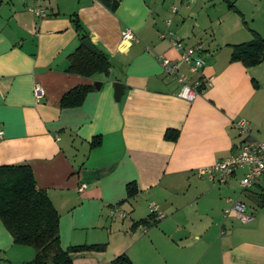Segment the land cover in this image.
Listing matches in <instances>:
<instances>
[{
    "label": "crops",
    "instance_id": "crops-1",
    "mask_svg": "<svg viewBox=\"0 0 264 264\" xmlns=\"http://www.w3.org/2000/svg\"><path fill=\"white\" fill-rule=\"evenodd\" d=\"M38 1L46 17L30 11L36 0L0 1V165H30L60 215L64 249L107 244L102 252L75 253L73 264H111L120 254L133 264H264V175L243 190L244 170L224 183L198 174L241 142L264 139V61H230L233 45L256 34L264 39V0H181L173 7L166 0H109L115 10L100 0ZM75 13L95 47L121 69L92 77L69 70L81 44ZM125 29L137 40L122 42ZM163 31L204 47V66L191 77L207 86L192 102L178 96L180 84L163 70L159 55L179 58ZM115 82L123 85L120 100ZM84 84L95 89L82 105L62 108V96ZM240 119L251 127L244 140ZM168 131L177 139H167ZM96 136L101 144L91 147ZM131 182L138 193L128 198ZM243 195L261 208L252 213L247 205L245 223L224 212L245 202ZM150 202L165 217L156 219ZM115 204L130 219L111 216ZM14 245L0 220V250ZM27 251L10 262L32 259L35 251Z\"/></svg>",
    "mask_w": 264,
    "mask_h": 264
},
{
    "label": "trees",
    "instance_id": "trees-1",
    "mask_svg": "<svg viewBox=\"0 0 264 264\" xmlns=\"http://www.w3.org/2000/svg\"><path fill=\"white\" fill-rule=\"evenodd\" d=\"M1 1V0H0ZM112 10L117 2L100 0ZM228 7L237 11L232 2ZM72 22L80 35V41L89 38L78 16L72 15ZM98 54L79 47L69 56L70 68L73 73L84 77H92L100 73H108L112 65L108 62V54L98 49ZM230 61H240L246 67L260 64L264 61V39L255 35L254 39L233 45ZM95 89L94 85H78L67 91L61 98L62 108H75L84 102L87 94ZM177 131H168L167 139L176 140ZM101 144V137L96 136L91 147ZM138 193L136 183L127 184V196L132 198ZM258 202L264 205V192L258 195ZM60 215L47 193L38 188L34 173L28 164L0 165V220L10 233L15 245L29 246L35 251L34 257L21 264H73L75 253L86 251L102 252L107 244L73 245L66 249L60 243ZM141 223H146L143 220ZM0 264H3L0 260ZM8 264H13L9 262ZM111 264H133L127 254L116 256Z\"/></svg>",
    "mask_w": 264,
    "mask_h": 264
},
{
    "label": "built area",
    "instance_id": "built-area-1",
    "mask_svg": "<svg viewBox=\"0 0 264 264\" xmlns=\"http://www.w3.org/2000/svg\"><path fill=\"white\" fill-rule=\"evenodd\" d=\"M175 10V8H174ZM36 16L46 17V10L40 5L39 1L30 8ZM171 20H167L169 26ZM162 39H169L172 48L178 52L179 58L172 60L165 55H159L163 70L166 74L173 76L180 84L178 96L186 101L192 102L207 86V82L203 83L201 79L192 78L191 75H197L204 66L202 52L204 47L202 43L195 45H187L183 39L175 35L172 31H163L160 34ZM122 42L131 43L137 40L136 34L131 29H125L121 34ZM186 66L187 71H183ZM44 95L43 88L40 84L34 87V96L36 99L42 98ZM236 126L241 135L248 133L251 129L249 123L245 119L237 121ZM2 132H0V138ZM238 170H244L240 184L243 190L250 188L259 177L264 175V139L258 141L241 142L238 151L223 159L217 160L211 166L201 168L199 175H205L207 178L216 183H224L232 177ZM84 187V186H83ZM150 213L156 218L165 217L159 206L155 202H150ZM248 206L245 202L235 200L232 202L230 209L225 210V214L234 212L236 217L242 222H248L251 219ZM111 216H117L121 219H130V214L123 210L119 204H115L110 209Z\"/></svg>",
    "mask_w": 264,
    "mask_h": 264
},
{
    "label": "rangeland",
    "instance_id": "rangeland-1",
    "mask_svg": "<svg viewBox=\"0 0 264 264\" xmlns=\"http://www.w3.org/2000/svg\"><path fill=\"white\" fill-rule=\"evenodd\" d=\"M220 0H215V2H219ZM181 0H166V3H169L168 5H172L173 3L176 6L180 5ZM170 7H173L170 6ZM167 11V10H166ZM169 11V10H168ZM170 12V11H169ZM170 15H172L170 13ZM173 16V15H172ZM240 140H244L246 135H240ZM262 180H264V176L262 177ZM241 199L245 201V203L249 206V210L252 211V213H257L261 210L260 206H258L257 202H255L254 199L249 198L247 196H241ZM26 251L30 250L31 252L34 251V249L32 247L29 246H22V245H14L11 249L8 250H0V260L3 264H8L10 261H15V259H17L16 261H18L21 258H24V255H21V251ZM29 251V252H30ZM31 260V259H30ZM29 261V260H27Z\"/></svg>",
    "mask_w": 264,
    "mask_h": 264
},
{
    "label": "water",
    "instance_id": "water-1",
    "mask_svg": "<svg viewBox=\"0 0 264 264\" xmlns=\"http://www.w3.org/2000/svg\"><path fill=\"white\" fill-rule=\"evenodd\" d=\"M81 45L85 46L88 50H90L91 52L98 54V50L95 47V45L93 44V42L90 40V38L84 39L81 41ZM108 62L112 65V66H116L119 69H121V63L114 57H110L108 59ZM124 93V89H123V85L120 82H115L114 83V98L116 100H120L122 95Z\"/></svg>",
    "mask_w": 264,
    "mask_h": 264
}]
</instances>
